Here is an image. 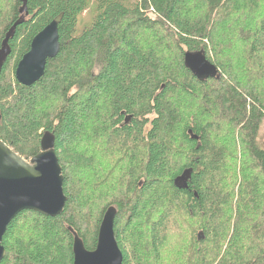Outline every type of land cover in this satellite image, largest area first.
Listing matches in <instances>:
<instances>
[{
  "label": "trees",
  "instance_id": "16d2710c",
  "mask_svg": "<svg viewBox=\"0 0 264 264\" xmlns=\"http://www.w3.org/2000/svg\"><path fill=\"white\" fill-rule=\"evenodd\" d=\"M52 21L58 55L22 86L16 66ZM10 31L0 140L29 161L52 134L67 201L19 213L0 264H73L68 228L92 251L110 207L122 264H162L192 222L179 264H264V0H0V49ZM197 51L216 75L185 67Z\"/></svg>",
  "mask_w": 264,
  "mask_h": 264
},
{
  "label": "water",
  "instance_id": "95a60500",
  "mask_svg": "<svg viewBox=\"0 0 264 264\" xmlns=\"http://www.w3.org/2000/svg\"><path fill=\"white\" fill-rule=\"evenodd\" d=\"M12 35L10 31L2 43L0 70L9 53L7 45ZM59 48L58 22L52 21L32 39L29 51L17 64L14 72L17 83L25 87L37 83L44 75L47 61L58 55ZM184 65L199 79L216 75L215 68L206 61L202 51L186 52ZM191 139L198 138L191 136ZM54 146L52 134L44 133L40 139V153L26 161L0 140V262L5 255L1 245L3 235L8 224L19 213L32 211L55 218L64 211L67 198L63 192L62 169ZM176 186L187 189L185 175L176 180ZM116 214L113 207L105 211L98 229L96 247L92 251L85 249L77 234L68 228L73 236V264L123 263L114 236ZM198 236L200 239L201 234Z\"/></svg>",
  "mask_w": 264,
  "mask_h": 264
},
{
  "label": "rangeland",
  "instance_id": "374dc122",
  "mask_svg": "<svg viewBox=\"0 0 264 264\" xmlns=\"http://www.w3.org/2000/svg\"><path fill=\"white\" fill-rule=\"evenodd\" d=\"M150 17H154V14H150ZM90 23V18L88 16H85L84 18H82L79 22V30L84 26ZM239 44V42L237 43V45ZM210 57L211 59L214 60V57L212 56V54L210 53ZM257 143L259 144V146L261 148H264V121L261 124V128L259 130L258 133V137H257ZM27 152V151H26ZM83 175L81 177L80 182H84V184L82 185V187H86L85 185V181L83 180ZM83 188V189H84ZM100 205H102V202H99ZM179 215H177L178 217ZM93 216H88V220H90V218L92 219ZM91 221L88 222V225L90 226ZM196 224H194L193 222L190 225V228L188 229V227L186 225L182 226L181 229L183 231V233H177V231H175L174 229L171 230L170 234H169V238L168 241L166 242L165 247L163 248V252L161 254V260H162V264H172V262H176V264L179 262L177 261V259H179L180 254L182 253V249L185 247H190L192 244L191 240H190V235H192V231L193 229L196 231ZM26 231V230H24ZM26 233H28L26 231ZM26 233L24 234V232L22 231V234L24 235L23 237H26ZM185 235V236H183ZM179 236V237H178ZM181 236H183L182 239H178ZM185 240L187 241V245L185 243Z\"/></svg>",
  "mask_w": 264,
  "mask_h": 264
}]
</instances>
